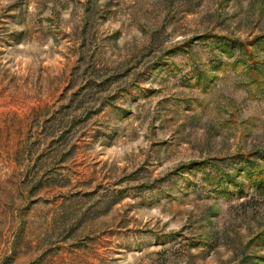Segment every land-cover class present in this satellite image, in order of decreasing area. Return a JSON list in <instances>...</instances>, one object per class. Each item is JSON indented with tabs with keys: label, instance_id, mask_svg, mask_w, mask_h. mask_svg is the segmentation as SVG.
Segmentation results:
<instances>
[{
	"label": "rangeland",
	"instance_id": "374dc122",
	"mask_svg": "<svg viewBox=\"0 0 264 264\" xmlns=\"http://www.w3.org/2000/svg\"><path fill=\"white\" fill-rule=\"evenodd\" d=\"M0 264H264V0H0Z\"/></svg>",
	"mask_w": 264,
	"mask_h": 264
}]
</instances>
